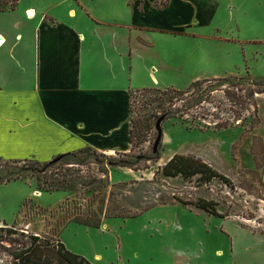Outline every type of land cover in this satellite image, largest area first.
Wrapping results in <instances>:
<instances>
[{"label": "rangeland", "instance_id": "rangeland-1", "mask_svg": "<svg viewBox=\"0 0 264 264\" xmlns=\"http://www.w3.org/2000/svg\"><path fill=\"white\" fill-rule=\"evenodd\" d=\"M152 5L167 8L163 54L175 61L163 70L158 89L187 91L197 81L230 76L243 79L246 88L252 82L264 86V0ZM141 70L137 66L135 86L147 81ZM143 90L131 98L134 116L150 118L151 128L128 153L85 149L49 162L0 160V228L14 231L0 233V264H19L13 255L24 253L33 236L49 245L52 257L63 242L92 264H264V94L255 97L256 108L235 119L219 90L213 98L220 109L206 104L193 112L198 120L186 117L188 124L167 118L154 153L156 124L164 116L144 103ZM216 117L230 119L229 126L217 128ZM177 154L202 158L230 184L165 177L161 167ZM199 200L216 203L225 218L193 206Z\"/></svg>", "mask_w": 264, "mask_h": 264}, {"label": "crops", "instance_id": "crops-1", "mask_svg": "<svg viewBox=\"0 0 264 264\" xmlns=\"http://www.w3.org/2000/svg\"><path fill=\"white\" fill-rule=\"evenodd\" d=\"M152 2L20 0L0 12V160L130 152V92L159 88L175 62L163 54L167 8ZM137 66L147 81L135 86ZM261 176L264 187V165Z\"/></svg>", "mask_w": 264, "mask_h": 264}, {"label": "trees", "instance_id": "trees-1", "mask_svg": "<svg viewBox=\"0 0 264 264\" xmlns=\"http://www.w3.org/2000/svg\"><path fill=\"white\" fill-rule=\"evenodd\" d=\"M20 0H0V12L15 11L19 5ZM243 79H239L235 76H230L225 79H215L197 81L193 83L187 91H180L175 88L162 89H144L142 92L146 97L145 104L150 107L154 106L161 111V116L167 118L177 117L179 120L188 124V119L193 121L198 120L196 114L198 110H205L204 105H211L215 107L213 95L216 92L223 91L225 99L229 102L230 110L235 119H241L244 112H249L252 107L256 108L255 97L264 94V86L259 87L255 82L250 83V87H243ZM227 90H222V86H227ZM220 90V91H219ZM141 91H131L130 96L133 97L134 93ZM215 108L220 109L218 106ZM130 137L129 143L132 149L136 148V142L140 141V144L145 142L147 138L143 130H149L150 118H136L134 116L132 99L130 104ZM209 111L206 110L204 115H209ZM199 115V118L203 117ZM212 116H214L212 114ZM217 122L215 125L219 129H226L230 124V119L222 120L221 118H215ZM232 119V118H231ZM205 120V118H204ZM222 120V121H221ZM52 163L46 164V168L52 167ZM131 165H122L127 167ZM160 172L168 178H182L185 181H192L196 179L198 183L208 184L215 180H224L226 184H230V181L215 170L210 164L194 155H175L170 161L161 167ZM9 183V182H8ZM48 184V181L46 182ZM67 184V183H60ZM52 185V184H51ZM55 185V184H53ZM42 188V186L40 185ZM53 187V186H52ZM65 188V186H63ZM60 187L49 188L46 191L52 192L54 190L60 191ZM196 208L210 214L217 218H225L217 211V204L212 201L199 200L193 204ZM134 217V216H133ZM78 225H85L92 228H99L98 226L88 225L86 223L77 222ZM14 233L13 230L8 228H0V233ZM33 242L31 246L24 253H15L14 259L19 264H92L85 257L75 254L68 250L63 242H60L54 252V257L48 252L49 245H41V239L39 237H31Z\"/></svg>", "mask_w": 264, "mask_h": 264}, {"label": "water", "instance_id": "water-1", "mask_svg": "<svg viewBox=\"0 0 264 264\" xmlns=\"http://www.w3.org/2000/svg\"><path fill=\"white\" fill-rule=\"evenodd\" d=\"M164 121H165V117H161L157 121V124H156V130L158 132V138H157L156 143L154 145V153H158L159 147L163 141L164 134H163V130H162V124Z\"/></svg>", "mask_w": 264, "mask_h": 264}, {"label": "bare ground", "instance_id": "bare-ground-1", "mask_svg": "<svg viewBox=\"0 0 264 264\" xmlns=\"http://www.w3.org/2000/svg\"><path fill=\"white\" fill-rule=\"evenodd\" d=\"M32 16H33V14H32Z\"/></svg>", "mask_w": 264, "mask_h": 264}]
</instances>
